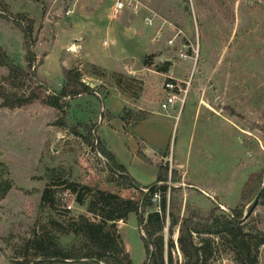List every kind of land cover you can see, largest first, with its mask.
Here are the masks:
<instances>
[{
	"label": "rangeland",
	"instance_id": "rangeland-1",
	"mask_svg": "<svg viewBox=\"0 0 264 264\" xmlns=\"http://www.w3.org/2000/svg\"><path fill=\"white\" fill-rule=\"evenodd\" d=\"M3 1L14 15H25L19 18L25 27L32 26L37 79L46 94L63 88L65 70H79L93 93L68 100L65 112L40 102L0 108V162L19 188L39 191L13 190L0 202V264H13V247L53 221L63 227L48 230L63 246L76 240L66 225L87 215L86 206L66 191L56 196L55 209L42 203L51 185L42 178L50 169L59 170L57 182L140 196L118 186L123 181L109 171L97 140L145 191L161 170L167 184L180 189L174 196L183 200L182 214L187 201L225 212L239 204L250 176L264 169V0H133L138 13L124 10L116 18L111 0ZM0 47L26 68L24 33L1 11ZM146 56H153L152 66L143 64ZM166 62L167 74L156 71ZM7 76L0 65V87L10 93L36 86ZM172 79L177 101L165 109V85ZM78 124L82 137L72 132ZM249 216L264 236V204L257 202ZM118 229L133 264H143L136 216ZM164 235L168 239V226ZM177 236L175 230L173 254L182 264ZM213 264L236 263L221 248Z\"/></svg>",
	"mask_w": 264,
	"mask_h": 264
},
{
	"label": "trees",
	"instance_id": "trees-1",
	"mask_svg": "<svg viewBox=\"0 0 264 264\" xmlns=\"http://www.w3.org/2000/svg\"><path fill=\"white\" fill-rule=\"evenodd\" d=\"M0 11L2 18L14 22L22 30L27 46L26 68L16 64L0 47V65L8 72L5 79H30L36 84L35 87L20 93H10L1 86L0 108H23L40 102L65 112L68 100L93 93L91 88L82 82L79 70H65L63 88L48 96L45 89L47 86L37 79L35 64L38 57L33 48L32 26L25 27L23 21L19 20L25 15H14L10 6L3 0H0ZM152 58L153 56L144 57L143 64L152 66ZM170 67L171 63L166 62L156 65V71L167 74ZM59 124L63 126L62 123ZM79 127L81 124L75 126L72 132L77 137H82ZM97 146L96 149L108 162L109 171L123 181L122 184L118 183V186L122 189H134L140 196L124 198L97 186L91 187L70 181L57 182L59 170H48L42 179L51 185L42 192V203L55 209L59 202L56 196L66 191L74 197L73 200L78 205L86 206L87 215H81L67 223L66 228L76 236V240L68 246H63L48 230L54 226L62 228L59 223L53 221L40 230L31 231L28 239L13 247V264H133L118 229V223H126L133 214L136 216L146 251L143 264L178 263L173 254L176 248L173 239L175 230L178 232L177 247L182 255V264H213L215 253L221 248L231 254L236 264H259V250L264 244V236L256 228L257 219L249 216L246 220V214L253 211V200L258 194L257 202L264 204V169L250 176L243 188L241 201L229 212L220 210L215 204L204 209L187 201L182 214L183 200L180 201L174 196L180 189L169 186L167 178L161 175V170L156 183L146 187L148 191H145L111 150L99 140ZM138 157L145 163L150 162L145 153L139 152ZM10 176V167L0 162V202L13 190L27 195L39 193L37 189L29 191L19 188ZM173 181L179 182L177 179ZM156 196L159 197V203L153 202ZM167 226L169 237L165 239Z\"/></svg>",
	"mask_w": 264,
	"mask_h": 264
},
{
	"label": "built area",
	"instance_id": "built-area-1",
	"mask_svg": "<svg viewBox=\"0 0 264 264\" xmlns=\"http://www.w3.org/2000/svg\"><path fill=\"white\" fill-rule=\"evenodd\" d=\"M112 5V16L116 18L120 13L124 10H129L131 12H134L135 14L139 11V6L133 2V0H111ZM178 85L172 81H168L165 85V89L168 93L167 102L163 105V108L167 109L171 107L174 103L177 101V95L175 94V91L177 90ZM159 197H155L157 199Z\"/></svg>",
	"mask_w": 264,
	"mask_h": 264
},
{
	"label": "water",
	"instance_id": "water-1",
	"mask_svg": "<svg viewBox=\"0 0 264 264\" xmlns=\"http://www.w3.org/2000/svg\"><path fill=\"white\" fill-rule=\"evenodd\" d=\"M259 194L255 197V199L253 200V208L255 206V204L257 203V199H258ZM178 239V236H177ZM177 241V240H176ZM179 250V249H178Z\"/></svg>",
	"mask_w": 264,
	"mask_h": 264
},
{
	"label": "bare ground",
	"instance_id": "bare-ground-1",
	"mask_svg": "<svg viewBox=\"0 0 264 264\" xmlns=\"http://www.w3.org/2000/svg\"><path fill=\"white\" fill-rule=\"evenodd\" d=\"M73 50V49H72Z\"/></svg>",
	"mask_w": 264,
	"mask_h": 264
}]
</instances>
